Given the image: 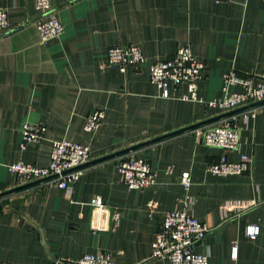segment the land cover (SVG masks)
I'll use <instances>...</instances> for the list:
<instances>
[{
    "label": "crops",
    "instance_id": "crops-1",
    "mask_svg": "<svg viewBox=\"0 0 264 264\" xmlns=\"http://www.w3.org/2000/svg\"><path fill=\"white\" fill-rule=\"evenodd\" d=\"M50 1L64 30L41 41L32 24L34 0H0L9 22L8 31L0 30V193L20 186L9 164L45 166L54 140L84 143L94 160L229 112L205 104L223 96L227 70L255 81L264 73L263 0ZM116 44L138 45L146 61L124 72L107 65V48ZM180 45L205 64L197 89L202 102L179 99L186 87L171 82L173 97L162 98L149 80L150 63ZM96 108L104 117L96 131L86 132L85 118ZM233 110L238 150L209 148L189 129L130 151L154 174L143 190L121 179L118 155L83 165L69 195L44 180L1 196L0 264H53L96 250L114 253L116 264H169L148 259L151 243L164 213L182 207L186 195L194 216L210 227L196 246L209 253L210 264H264V101ZM24 123L46 130L41 141L21 148ZM223 153L232 162L247 154L249 171H208ZM185 171L187 193L180 182ZM92 196L105 204L102 229L92 226ZM250 224L259 226L255 239L245 235Z\"/></svg>",
    "mask_w": 264,
    "mask_h": 264
},
{
    "label": "built area",
    "instance_id": "built-area-1",
    "mask_svg": "<svg viewBox=\"0 0 264 264\" xmlns=\"http://www.w3.org/2000/svg\"><path fill=\"white\" fill-rule=\"evenodd\" d=\"M224 1V0H214ZM264 1V0H263ZM34 7L38 16L33 20L41 41L58 38L64 26L56 14V9L50 0H34ZM9 22L7 10L0 7V30L8 31ZM146 61V56L136 44L127 46L112 45L107 48V65L116 67L124 72L127 66H138ZM204 62L196 57L190 46L180 45L168 57H159L153 60L148 68L149 80L156 85L162 98L173 97L168 92V84H184L186 92L178 98L190 102H202L198 96V84L203 78ZM239 74L229 69L223 75V96L218 99L205 101L206 106L218 108L221 111H230L244 104L264 100V73L257 78ZM240 90L231 91L232 87ZM254 116L253 113H251ZM104 111L91 110L85 118L84 131L94 132L98 129ZM236 116L231 114L222 117L217 123L203 125L193 129L194 134L209 148H218L223 151L238 150L242 138L241 129L235 125ZM43 124L24 123L22 125L21 148L29 143L39 142L44 138ZM118 168L121 179L129 189L143 190L154 182V174L146 159L139 155L127 152L119 156ZM92 158L88 145L68 140L66 138L54 140L51 143L49 161L45 166L19 160L9 164V170L15 174L17 185H23L39 179L47 178L48 183L71 193L73 185L82 174V166ZM250 158L241 153L236 162L228 161L224 153L213 163L208 164V171L213 174H243L249 171ZM180 182L185 193L191 184L188 171L180 174ZM193 199L185 196L182 207L164 213L154 239L151 243V253L148 259L166 258L169 264H210L207 251H197L196 246L202 244L210 227L194 216L190 207ZM92 208V226L102 229L106 217L105 204L100 196H92L89 200ZM116 218V215L114 216ZM105 225V224H104ZM259 233V226L247 225L245 235L255 239ZM237 255V247H232V257ZM53 264H116L115 254L107 250L87 252L77 258H57Z\"/></svg>",
    "mask_w": 264,
    "mask_h": 264
},
{
    "label": "water",
    "instance_id": "water-1",
    "mask_svg": "<svg viewBox=\"0 0 264 264\" xmlns=\"http://www.w3.org/2000/svg\"><path fill=\"white\" fill-rule=\"evenodd\" d=\"M261 101H264V100H261ZM233 111H236V110H233ZM233 111H229V112H227V113L221 114V115H219V116H217V117H214V118H212V119H210V120H205V121H202V122H198V123H195V124H192V125L186 126V127H184V128H181V129H178V130H175V131H172V132H169V133H166V134H163V135L157 136V137L152 138V139H150V140H147V141H145V142L138 143V144H135V145H131V146H128V147L122 148V149H120V150H117V151L112 152V153H110V154H107V155H105V156H102V157L96 158V159H94V160L88 161V162H86V163L83 164V165L91 164V163H95V162H98V161H101V160H104V159H107V158H110V157H114V156H118V155L125 154V153L130 152V151H132V150H134V149H137V148H139V147H141V146H143V145H145V144H148V143H151V142H154V141H157V140H160V139L166 138V137H168V136H171V135L177 134V133L182 132V131H185V130L194 129V128H196V127H198V126H200V125H202V124H204V123H207V122L212 121V120H215V119H217V118H219V117H222V116H226V115H228V114H231ZM44 180H47V178L39 179V180H36V181H33V182H29V183H26V184L20 185V186H18V187L12 188V189H10V190H6V191L0 193V197L3 196V195H7V194H9V193H12V192H14V191L20 190V189H22V188H25V187H27V186H29V185H32V184L36 183V182H41V181H44Z\"/></svg>",
    "mask_w": 264,
    "mask_h": 264
}]
</instances>
